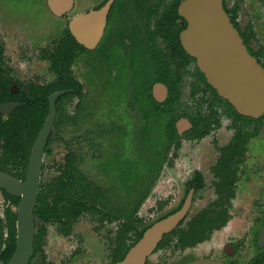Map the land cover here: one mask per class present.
<instances>
[{"label": "rangeland", "instance_id": "1", "mask_svg": "<svg viewBox=\"0 0 264 264\" xmlns=\"http://www.w3.org/2000/svg\"><path fill=\"white\" fill-rule=\"evenodd\" d=\"M235 1L244 5L254 18L264 46V0H229L228 4ZM103 2L77 0L75 10L58 19L51 14L47 0H0V42L5 47L12 76L24 85L56 83L58 74L52 70L51 62L43 59V53L56 48L73 17ZM117 21L115 32H124L123 44L121 36L117 35L111 40L115 46L108 43L106 49L100 46V50L82 53L76 59L71 73L74 80L81 83L83 92L80 97L70 96L59 105L42 175L43 185L56 182L67 164L73 162L92 186H82L81 197H86L87 203L97 206V210L82 213L68 227L37 217V232L44 228L46 233L33 264H114L117 240H125V245H130L143 226L178 206L181 199L178 190L185 188L190 176V171L183 166L192 159L191 152L170 143L169 125L178 116L187 113L197 117L199 111L205 113L214 101L223 123L205 146H212L214 139L225 145L232 136V119L224 102L208 93L210 102L201 108L202 93L191 98V88L194 89L191 83L196 82L195 77L181 86V100L171 110L167 108L170 114L156 118L157 113L151 110L152 101L147 96L155 78L148 81L143 95L141 81L150 78L152 73L143 67L145 58L138 53L133 58L132 68L125 69L121 51L125 50V17ZM106 40L107 35L101 45ZM259 128L260 133L251 140L246 158L261 169L252 173L264 181V121ZM177 141L176 144L188 143L192 150L199 144L188 138ZM176 159L182 166L179 170L182 177L174 174L178 185L171 187L173 183L158 182L164 165L171 168ZM208 184L206 181L207 189L196 196L189 219L213 201ZM167 194L169 197H165ZM136 207H139L137 211ZM126 219L128 224L124 223ZM137 220H141V224L133 223ZM67 232L70 235L64 236Z\"/></svg>", "mask_w": 264, "mask_h": 264}, {"label": "flooded vegetation", "instance_id": "2", "mask_svg": "<svg viewBox=\"0 0 264 264\" xmlns=\"http://www.w3.org/2000/svg\"><path fill=\"white\" fill-rule=\"evenodd\" d=\"M108 1L109 0H104L97 8L79 15L86 14L92 10H98ZM184 1L185 0H114L108 14L107 25L103 37L95 49H87L85 46L79 44L72 35L69 26L71 20L79 16L77 15L69 21L63 35L57 42L56 48L52 51H45L43 53V59L49 60L53 65L50 55L55 53L57 48H59L67 30H69L75 41L84 48V50L77 52L76 59L82 53H93L96 50H100V46L102 50L106 49L108 43L114 45L111 40L117 35L121 36L120 42L123 44L124 32H115V27L118 18L125 17V50L120 49L125 59V69L129 70V68H132L133 58L137 53L144 56L145 59H142V65L145 69L150 70L152 75L150 78L141 81L142 87L144 88L143 95L146 92L148 81L155 78L150 88V93L147 96L152 101V104L149 103L151 105V110L157 113L156 118H160L166 113L170 114L167 108L171 110L175 103L181 100V86L193 77H195L196 82L191 83L194 89L191 88L190 96L194 99L198 93H202V99L199 100L201 101V108H203L204 104L210 102L207 98L208 93H210V96L212 94L216 99L224 102L228 106L226 112L232 119L230 124L232 136L225 145L220 144L218 140L214 139L212 146H205V143L211 138L210 136H212L214 132L220 130L223 123L219 116L218 109L214 105V101L209 104L205 113L199 111V116L197 117H191L187 113H183L178 116L177 119L173 117L176 120L171 121L168 131L170 134V143L174 144L175 148H179L181 145L182 151L191 152L190 156L192 158L183 166V168L190 171V176L185 181V188L178 190V194H180L181 197L180 202L172 211L158 220L151 221L149 225L143 226L136 235V239L130 245H125V240H117L118 244L115 251L117 254L114 253L112 259L114 264H120L123 261L129 251L142 239L148 229L158 222L181 211L190 194H192V202L186 216L174 230L163 236L152 254L147 257L145 264H193L199 261H204V264H264V181L263 178L257 177L259 175L252 173L253 171H261V169L255 168L252 161L246 158L248 156L251 140L256 138L260 133L259 124L264 121V116L253 118L239 114L227 100L219 96L217 91L208 83L204 74L199 70L196 59L187 53L181 41V33L187 28L188 23L179 13V7ZM228 1L229 0H224V8L229 16L230 22L242 38L243 44L247 48L249 54L264 68V46L259 40L260 36H258L254 18L249 14L247 8L241 5L239 1H235L232 5L228 4ZM76 4L77 0L74 1L73 9L69 13L58 17L50 10L47 0V5L51 14L58 19H63L70 15L75 10ZM229 10L231 12H229ZM233 11L236 15L235 22H232ZM108 30L109 32L107 34ZM106 35L107 40L101 45ZM0 44L3 47L4 57V64H2L3 75L7 81L9 80L8 89L3 90L0 95V100H4L0 105L10 103L19 104L10 114H0L4 119H7L22 106L21 99L25 96H34L38 91H48L53 84L48 86H41L34 83L24 85V83L16 80L12 76V68L8 66L6 62L5 47L1 42ZM74 64L70 68L71 72ZM63 71L64 67L61 68L60 73H57L58 79L61 78ZM76 82L81 86V91L78 93H75V90L71 88L66 90H54L48 95L49 104V97L52 94L66 91V93L61 95L56 101L57 116L55 124L57 122L60 103L70 96L80 97L82 95V85L80 82ZM158 84L166 88L167 94L163 92V90H158V93H156L155 87ZM147 90L149 91L148 88ZM66 94L70 95L63 97ZM46 119L39 129L37 137ZM55 124L45 149L43 166L40 174L41 191L39 197L44 190L46 204L51 205L53 203V196L56 193L66 191V181L64 180L63 173L73 164V168L77 172V175L73 177V188L75 192L71 190L68 191L69 196L75 202V210L79 212L78 216L74 219L69 218V216H73L74 213L71 212L70 215L67 214L65 216V210H61L59 215L65 218L59 219L50 217L48 220H44L60 222L68 227L72 225L73 221L78 220L82 213L97 210V206L87 203L86 197H81V187L85 185L91 188L92 186L87 179L81 175V172L74 166L73 162L67 164L59 180L43 185L42 175L45 170V155L50 151L49 147L52 142H50V140L52 139ZM123 133L125 134L124 130ZM178 138H188L199 144L192 150L186 142H179L180 144H176ZM2 155L3 149L1 143L0 171L24 182L27 177L28 165L27 169H24L23 167L16 168V165L13 163L2 164ZM214 155H216V157H214ZM181 167L179 159L175 160L171 168L164 165L158 182L163 181L168 185L173 183L171 187L177 186L178 182L175 180L174 174L177 173V175H179ZM178 177L181 178L182 176L179 175ZM206 181L209 182L208 186H211V190L209 191L214 197L213 201L208 202L197 214L189 219L196 196L204 189H207ZM165 197H169V195L167 194ZM20 202L21 197L12 195L7 188L0 185V263L3 264H8L17 250V237L19 233L18 210ZM63 203H65V201ZM138 208L139 207H136V211ZM36 209L34 253L28 264H33L39 252L41 240L46 233L44 228L37 232ZM61 220L67 222L64 223ZM126 222L128 224L127 219L124 223ZM136 222L141 224V220L133 221V223ZM199 224L201 228L198 227ZM140 234L142 235L140 236ZM69 235V232L64 234V236ZM173 236L175 237L172 238ZM119 249L125 250V256L122 260L118 259V261L115 262Z\"/></svg>", "mask_w": 264, "mask_h": 264}, {"label": "water", "instance_id": "3", "mask_svg": "<svg viewBox=\"0 0 264 264\" xmlns=\"http://www.w3.org/2000/svg\"><path fill=\"white\" fill-rule=\"evenodd\" d=\"M74 1L48 0V5L54 15L61 17L73 9ZM113 3L114 0H109L102 8L71 20L69 28L79 44L87 49L98 46ZM179 13L188 23L181 33L183 47L196 59L197 66L208 83L239 114L253 118L264 116V68L249 54L230 22L224 0H185L179 7ZM158 90L166 93L163 85L158 84L155 87L156 93ZM65 93L66 91H60L49 97V114L32 147L26 180L21 182L0 171V185L12 195L21 197L17 250L8 264H28L33 256L35 209L41 191L40 174L45 149L57 116L56 101ZM18 105H0V114L8 115ZM191 202L192 194L188 196L181 211L148 229L120 264H145L163 236L174 230L186 216ZM193 264H204V261Z\"/></svg>", "mask_w": 264, "mask_h": 264}, {"label": "trees", "instance_id": "4", "mask_svg": "<svg viewBox=\"0 0 264 264\" xmlns=\"http://www.w3.org/2000/svg\"><path fill=\"white\" fill-rule=\"evenodd\" d=\"M229 12L231 11L229 10ZM235 18L236 15L233 11L232 22H235ZM82 50H84V48L75 41L69 30H67L65 37L60 43L59 48H57L55 53L50 55V59L53 62L52 68L56 73H60L61 68L64 67L61 78L58 79L48 91H38L34 96H25L23 99H21L22 106L18 108L15 113L12 114L9 118L4 119L3 116L0 115V144L2 143L3 149L2 164L13 163L16 165V168L23 167L24 169H27L32 144L37 137L39 129L41 128L47 117L49 109L48 95L51 94L54 90H66L72 88L75 90V93L81 91L80 84H78L71 76L72 73L70 68L76 60L77 52ZM0 64L1 95L2 91L8 89L9 86V80L7 81L5 79L2 70L4 57L3 47L1 44ZM68 95L70 94H66L63 97H66ZM3 102L4 100H0V104H2ZM51 141L52 139L50 140V142ZM63 174L64 180L66 181V191L56 193L53 196V203L51 205L46 204V196L44 190L39 197V205L36 209V215L42 220H48L50 217H56L59 219L65 218L64 216L59 215L61 210H65V216L67 214L70 215L71 212H73V216H69V218L73 219L79 214V212H76L75 210V202L69 196L70 190L75 192L73 188V177L77 175V172L73 168V164L70 165ZM64 201L65 203H63ZM62 222L66 223L67 221ZM198 227L201 228V225L199 224ZM141 235L142 234H140V236ZM122 250L123 249H119L115 262H117L118 259L122 260L124 258L125 250Z\"/></svg>", "mask_w": 264, "mask_h": 264}]
</instances>
